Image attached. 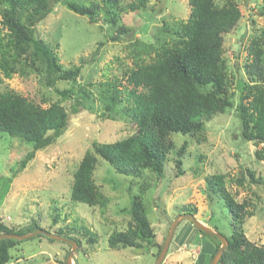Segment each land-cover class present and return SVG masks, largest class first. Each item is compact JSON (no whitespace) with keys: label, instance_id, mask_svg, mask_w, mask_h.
Wrapping results in <instances>:
<instances>
[{"label":"trees","instance_id":"trees-1","mask_svg":"<svg viewBox=\"0 0 264 264\" xmlns=\"http://www.w3.org/2000/svg\"><path fill=\"white\" fill-rule=\"evenodd\" d=\"M57 1L93 24L102 15L103 23L109 24L113 32L110 37L113 42L129 32L119 24L121 14L145 11L150 2ZM242 1L247 4L249 0ZM187 3L189 15L186 22H162L149 42L133 39L126 46L131 66L122 70L120 78H106L94 85L91 82L78 83L84 58H80L78 66L65 68L55 49L37 37L36 25L52 11L50 0H0L2 77L9 80L14 75L28 78L35 74L41 86L57 96L56 101L45 106L47 101L36 103L11 90L0 92V133L32 145L20 161L19 171L34 159L36 152L55 144L63 136L72 116L83 110L92 112L95 95L102 119L114 121L119 118L135 127L131 134L119 140L93 144L92 150L84 153L72 174L70 200L101 209L108 199L93 179L98 158L115 174L143 180L139 193L131 195L129 207L123 210L128 216L126 229H116L107 238L111 250L134 248L147 252L148 247H153L157 249L154 255L157 258L163 243L155 242L144 193L150 187V181L158 186L165 177L168 163L173 162L176 176L184 173L182 166L187 142L183 141L176 148L172 136L189 137L201 146L207 142L206 123L234 109L240 139L260 146L255 151V158L258 162L264 161V29L248 39L246 62L242 67L245 79L239 81V95L234 101L224 58V38L236 28L241 12L233 0H225L221 5L215 0H187ZM100 45L102 42L98 43ZM235 66L239 69L237 63ZM59 83L67 84L68 88L59 89ZM202 159V154H196L194 164ZM194 174L198 172L195 170ZM225 178L220 172L203 176L209 196L212 193L222 201L230 215L229 227L232 226L225 236L228 247L217 264H264V246L248 241L242 230L245 219L253 213L249 210L250 204L246 201L238 203L234 199L226 188ZM246 181L259 186L264 183V178L244 168L241 177L234 182L242 187ZM159 201V196H155L152 204L165 214ZM180 213L194 216L196 210L186 206ZM39 223L38 218L23 228L14 229L0 222V234H28L40 230ZM198 233L212 238L214 243L208 263L220 242L215 237ZM83 234L88 243H95V235L85 227ZM36 237L55 243L41 235ZM67 238L78 244V251H83L78 237ZM21 242L0 240V264L23 259L19 249ZM61 244L66 247V258L70 246ZM60 263L65 264V260Z\"/></svg>","mask_w":264,"mask_h":264},{"label":"rangeland","instance_id":"rangeland-1","mask_svg":"<svg viewBox=\"0 0 264 264\" xmlns=\"http://www.w3.org/2000/svg\"><path fill=\"white\" fill-rule=\"evenodd\" d=\"M224 1L215 0L218 5ZM233 1L241 18L236 28L224 38V58L231 77L230 88L237 101L239 81L245 79L242 67L246 62L248 39L264 29V4L263 0H249L247 4L242 0ZM50 2L52 11L36 25L35 33L55 49L65 68L78 66L80 58L85 59L78 80L80 84L98 85L106 78H120L122 70L131 66L126 46L133 39L149 42L162 22H186L189 15L187 0H150L145 11L121 14L119 24L129 32L113 42L110 39L113 32L109 24L103 23L102 15L93 24L86 17L66 9L61 2ZM99 42L102 45L98 46ZM262 84L264 88V81ZM57 87L68 88V85L59 83ZM6 90L32 102L47 101L45 106L57 100L52 91L41 86L35 74L28 78L14 75L8 80L0 72V92ZM94 99L92 112L83 110L72 116L63 136L55 144L36 152L34 159L21 171L19 163L32 145L0 133V222L20 229L39 218L40 230L64 238L78 237L83 251L77 248L74 264H154L156 248L148 247L147 252L134 248L111 250L107 244V238L114 230L126 229L128 216L123 210L129 207L131 195L139 193L143 180L115 174L98 158L93 179L108 199L106 206L93 208L70 200L72 174L84 153L91 151L95 143L114 142L131 134L135 128L127 120L102 119L96 95ZM205 126L207 142L201 146L189 137L172 136L176 148L183 141L187 142L183 175L176 176L173 162L168 163L165 177L158 186L150 181V187L145 190L147 217L155 233V242H164L168 225L186 206L196 210L194 217L207 228H216L215 231L224 237L230 233V215L222 201L212 193L209 196L203 179V176L220 172L226 177V188L234 199L250 204L252 216L247 217L242 226L246 239L256 246H264V183L257 186L246 181L241 187L234 182L241 177L244 168L264 178V161L258 162L255 158V151L260 146L240 139L234 109L214 117ZM196 154H202L203 159L194 164ZM155 196H159L165 214L152 204ZM83 227L95 235V243L87 242ZM19 249L23 259L12 264H62L60 262L66 260L65 246L57 241L50 243L42 237L22 241ZM213 250L212 238L202 236L188 220H182L161 264H209L207 260ZM11 254L15 252L11 251Z\"/></svg>","mask_w":264,"mask_h":264},{"label":"water","instance_id":"water-1","mask_svg":"<svg viewBox=\"0 0 264 264\" xmlns=\"http://www.w3.org/2000/svg\"><path fill=\"white\" fill-rule=\"evenodd\" d=\"M182 220H188L196 230L200 231L201 233H203L207 236L215 237L220 242L219 248L217 249V251L215 252V254L213 255L212 259L209 262V264H217L221 258L223 251L228 247L227 239L222 234L218 233L217 231L211 230L210 228H207L206 226H204L199 220H197L191 214H179L178 216H176L172 220V222L169 226L166 238L163 242V245L159 251V254H158L154 264H161L163 262V259L166 255L167 251H168L169 245H170L172 238L174 236L176 227L178 226L179 222ZM38 235L44 236L50 240L61 242V243H64V244L70 246V251L68 252V254L66 256L65 264H74L73 263V257L77 251L78 244L73 240H70L68 238H64V237L56 235V234H50V233H47L43 230H36L34 232H31L28 234H23V235L0 234V240H11L12 239V240L24 241V240L36 237Z\"/></svg>","mask_w":264,"mask_h":264}]
</instances>
